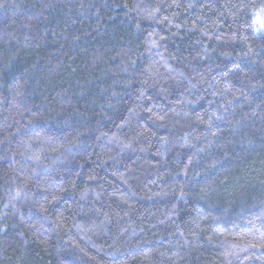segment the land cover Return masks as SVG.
<instances>
[{
    "label": "trees",
    "instance_id": "1",
    "mask_svg": "<svg viewBox=\"0 0 264 264\" xmlns=\"http://www.w3.org/2000/svg\"><path fill=\"white\" fill-rule=\"evenodd\" d=\"M259 15L0 0V264H264Z\"/></svg>",
    "mask_w": 264,
    "mask_h": 264
},
{
    "label": "rangeland",
    "instance_id": "2",
    "mask_svg": "<svg viewBox=\"0 0 264 264\" xmlns=\"http://www.w3.org/2000/svg\"><path fill=\"white\" fill-rule=\"evenodd\" d=\"M256 21L260 27H264V19L260 15L257 16ZM254 31H255V34L260 33V29L258 28V26L256 24H254Z\"/></svg>",
    "mask_w": 264,
    "mask_h": 264
}]
</instances>
